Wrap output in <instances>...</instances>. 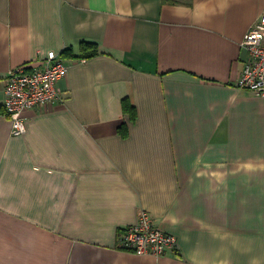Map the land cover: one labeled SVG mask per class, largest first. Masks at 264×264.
<instances>
[{
	"label": "crops",
	"instance_id": "1",
	"mask_svg": "<svg viewBox=\"0 0 264 264\" xmlns=\"http://www.w3.org/2000/svg\"><path fill=\"white\" fill-rule=\"evenodd\" d=\"M263 13L264 0H0V264H264V96L238 86ZM49 51L69 65L62 99L14 136L8 74ZM142 210L177 248H120Z\"/></svg>",
	"mask_w": 264,
	"mask_h": 264
},
{
	"label": "built area",
	"instance_id": "2",
	"mask_svg": "<svg viewBox=\"0 0 264 264\" xmlns=\"http://www.w3.org/2000/svg\"><path fill=\"white\" fill-rule=\"evenodd\" d=\"M242 47L248 59L238 86L257 96H264V13L245 34ZM69 70L64 58L49 51L41 65L25 64L10 70L5 85V109L12 122V134L27 132L26 113L40 106L55 104L62 99L58 87ZM121 249L138 255L161 256L178 247L177 237L162 230L150 213L142 210L136 223L119 231Z\"/></svg>",
	"mask_w": 264,
	"mask_h": 264
},
{
	"label": "trees",
	"instance_id": "3",
	"mask_svg": "<svg viewBox=\"0 0 264 264\" xmlns=\"http://www.w3.org/2000/svg\"><path fill=\"white\" fill-rule=\"evenodd\" d=\"M81 48L91 50V53L87 54L86 57H91L99 53L98 45L93 42H82ZM65 53H71V49L65 50ZM124 109L126 112H130L132 114V118H135L134 109L127 100L124 101Z\"/></svg>",
	"mask_w": 264,
	"mask_h": 264
}]
</instances>
